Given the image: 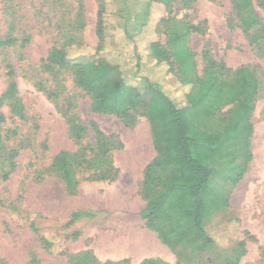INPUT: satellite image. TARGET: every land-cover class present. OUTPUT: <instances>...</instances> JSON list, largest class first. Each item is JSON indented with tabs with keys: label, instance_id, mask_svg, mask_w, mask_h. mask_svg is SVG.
<instances>
[{
	"label": "rangeland",
	"instance_id": "rangeland-1",
	"mask_svg": "<svg viewBox=\"0 0 264 264\" xmlns=\"http://www.w3.org/2000/svg\"><path fill=\"white\" fill-rule=\"evenodd\" d=\"M104 3L110 31L113 36L117 32V43L121 42L123 50L118 58L107 55L109 59L128 70L126 81L136 84L134 61L139 52L138 72L159 80L162 70L146 69L149 59L144 51L157 38L155 26L165 16L164 8L151 4L148 13V0ZM177 9L174 5V14ZM254 12L264 24V13L257 8ZM96 13V0H0V37L15 39L13 46L0 49V94L7 84L6 64L17 86V102L0 110L5 118L0 125V264H68L70 255L83 251L92 252L102 263L127 259L130 264H140L149 260L144 259L145 252L155 236L140 218L145 205L140 196L142 172L155 156L147 121L138 117L133 127L125 128L113 116L92 114L89 98L74 86L70 71H47L43 66L49 48L62 44L61 29L69 27L84 44L72 54L93 58ZM179 16L185 23L202 26V35L185 38L194 54L198 77L205 71V48L211 59L227 70H253L256 96L249 121L252 158L237 184L228 182L229 170L223 166V158L206 161L213 169L210 187L227 201L223 210L203 223L206 235L216 245H181L176 255L170 254L169 263L160 261L264 264V59L254 54L238 28L230 0H194L191 9ZM182 29L171 25L168 35H161V43L173 40ZM160 82L167 92L175 85L172 80ZM231 107H220V114L201 121V129L215 141L224 135ZM69 118L85 126L97 125L111 143L109 159L116 170L111 181L87 180L92 172L78 170L79 184L73 195L48 169L59 152L74 154L80 147L92 148L94 134L88 130L76 144L69 136ZM87 155L90 157L89 152ZM78 212L84 215L70 223ZM41 239L50 243L48 251L42 248ZM241 241L243 247L236 248Z\"/></svg>",
	"mask_w": 264,
	"mask_h": 264
},
{
	"label": "trees",
	"instance_id": "trees-1",
	"mask_svg": "<svg viewBox=\"0 0 264 264\" xmlns=\"http://www.w3.org/2000/svg\"><path fill=\"white\" fill-rule=\"evenodd\" d=\"M96 2L97 46L94 57L72 54L84 44L69 27L67 30L61 29L58 35L62 44L49 48L43 66L47 71H70L74 86L89 98L92 114L113 116L125 128L133 127L138 117L147 121L155 156L142 172L140 196L145 205L140 218L172 254L176 255L181 245L212 247L216 244L206 235L203 223L214 213L223 210L227 201L210 187L213 169L207 166L206 161L211 157L223 158L231 184H237L243 177L252 158L249 121L256 96L253 70L249 67H241L233 72L227 70L222 64L214 62L205 48L202 51L205 71L203 76L198 77L194 54L185 44V38L190 34L202 35V26L185 23L184 15L179 16V13L191 9L194 0H148V13L151 4L160 5L165 10V16L155 26L156 40L150 41L144 51L149 59L146 69L150 71L159 67L162 74L157 80L154 76L138 72L141 57L136 52L134 75L138 83L131 84L126 81L128 70L119 62L109 59V56L118 58L123 50L119 47L121 42L117 43V32L113 36L110 31L112 27L107 20L104 0ZM230 2L238 28L248 45L257 57L264 59V24L254 12L257 8L264 13V0ZM174 5L178 7L175 14ZM173 24L182 27L183 33L163 45L160 37L162 34L167 36ZM14 44L15 39L0 37V49ZM5 69L7 84L0 94V110L6 104L17 102L13 72L9 64L5 65ZM224 74L227 78L223 80ZM161 80H172L175 85L167 92ZM180 97H183V101L179 100ZM229 104L232 107L227 111L229 121L224 135L215 141L204 128L201 129V121L215 113L220 114V107ZM4 121L0 111V125ZM67 123L72 141L79 144L90 130L94 134V146L80 147L74 154L59 152L48 170L56 173L69 195L74 194L79 184L78 170L92 172L87 180L111 181L116 170L109 159V139L94 123L85 126L74 118H69ZM6 178L7 175L2 177L3 180ZM83 215L82 212L73 214L70 223ZM40 243L43 249H50L47 240L41 239ZM243 245L241 241L235 247L242 248ZM68 264H130V261L123 259L102 263L92 252L83 251L70 255ZM140 264L166 263L149 259Z\"/></svg>",
	"mask_w": 264,
	"mask_h": 264
},
{
	"label": "crops",
	"instance_id": "crops-1",
	"mask_svg": "<svg viewBox=\"0 0 264 264\" xmlns=\"http://www.w3.org/2000/svg\"><path fill=\"white\" fill-rule=\"evenodd\" d=\"M154 236L151 246L146 248L144 259H159L169 263L171 252L159 242L155 234Z\"/></svg>",
	"mask_w": 264,
	"mask_h": 264
}]
</instances>
